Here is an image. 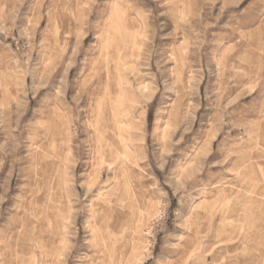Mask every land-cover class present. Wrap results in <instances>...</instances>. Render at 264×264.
Returning <instances> with one entry per match:
<instances>
[{
  "label": "clouds",
  "instance_id": "9594fccd",
  "mask_svg": "<svg viewBox=\"0 0 264 264\" xmlns=\"http://www.w3.org/2000/svg\"><path fill=\"white\" fill-rule=\"evenodd\" d=\"M0 264H264V0H0Z\"/></svg>",
  "mask_w": 264,
  "mask_h": 264
}]
</instances>
